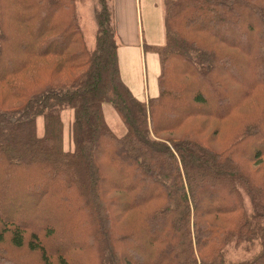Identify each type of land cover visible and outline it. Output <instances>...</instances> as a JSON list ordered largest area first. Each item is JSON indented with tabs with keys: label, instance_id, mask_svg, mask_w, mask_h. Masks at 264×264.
I'll return each instance as SVG.
<instances>
[{
	"label": "trees",
	"instance_id": "obj_1",
	"mask_svg": "<svg viewBox=\"0 0 264 264\" xmlns=\"http://www.w3.org/2000/svg\"><path fill=\"white\" fill-rule=\"evenodd\" d=\"M163 7L142 102L108 0L92 47L76 0H0V264H264V0Z\"/></svg>",
	"mask_w": 264,
	"mask_h": 264
},
{
	"label": "rangeland",
	"instance_id": "obj_2",
	"mask_svg": "<svg viewBox=\"0 0 264 264\" xmlns=\"http://www.w3.org/2000/svg\"><path fill=\"white\" fill-rule=\"evenodd\" d=\"M96 0H76V11L85 43L92 47L94 41L93 9ZM112 13V26L115 31L119 49V66L121 76L132 95L143 100L153 97L157 93L156 79L159 73L157 55L140 52L139 39L144 43L160 45L164 41L163 5L162 0H108ZM123 32L126 38L120 34ZM103 115L108 127L120 137L125 128L116 113L109 105H103ZM64 126L70 119V114H64ZM41 125L39 123V131ZM65 148L67 145V132L64 134ZM246 207L248 204L246 202ZM8 218L10 216L8 215ZM258 245L245 249L244 245L227 246L224 250L226 261L236 262L248 260L256 255Z\"/></svg>",
	"mask_w": 264,
	"mask_h": 264
},
{
	"label": "crops",
	"instance_id": "obj_3",
	"mask_svg": "<svg viewBox=\"0 0 264 264\" xmlns=\"http://www.w3.org/2000/svg\"><path fill=\"white\" fill-rule=\"evenodd\" d=\"M162 5H163V0H162ZM162 21H163V29H164V7H163V18H162ZM122 35L123 38H126L125 37V34L123 32L120 33ZM114 35H115V42H116V45H117V40H116V35L115 34V31H114ZM138 50L140 48V52L144 51V52H147V53H154L153 51L151 50H148L149 48H158V47H162L165 43V31H164V41L162 44L160 45H152V44H146L144 43V39H139V36H138ZM156 54V53H154ZM157 55V54H156ZM158 58V56H157ZM117 60H118V66H119V49H118V46H117ZM158 64H159V59H158ZM119 73H120V77H121V80L122 82L124 83L123 81V78L121 76V71H120V66H119ZM159 73H160V66H159ZM159 73H158V76H157V79H156V88H157V93L155 96L153 97H147L146 99L144 98L143 100H139V101H142V102H147L148 99H152V98H155L157 95H158V77H159ZM125 84V83H124ZM126 86V85H125ZM127 87V86H126ZM129 90V89H128ZM130 91V90H129ZM131 93V92H130ZM132 94V93H131ZM134 97V96H133ZM135 98V97H134ZM136 99V98H135ZM138 100V99H137Z\"/></svg>",
	"mask_w": 264,
	"mask_h": 264
}]
</instances>
